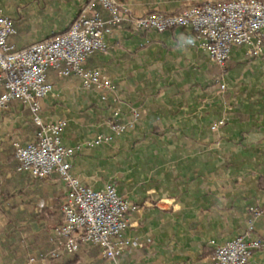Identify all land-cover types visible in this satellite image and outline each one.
<instances>
[{
  "label": "crops",
  "instance_id": "crops-1",
  "mask_svg": "<svg viewBox=\"0 0 264 264\" xmlns=\"http://www.w3.org/2000/svg\"><path fill=\"white\" fill-rule=\"evenodd\" d=\"M0 1L13 18L17 34L10 41L17 49L65 33L88 4ZM203 1L114 0L133 17L172 15ZM105 44L85 66L116 85L118 103L113 93L101 102L100 92L50 70L53 92L42 102L43 116L68 122L62 133L67 147L112 137L77 153L72 174L96 191L114 185L137 206L124 237L138 245L119 264H212L215 246L245 234L249 209L263 205L264 55L251 58L247 47H234L222 69L187 28L156 33L125 24ZM117 109L120 121L132 109L141 112L135 128L119 136L106 124ZM221 120L225 124L213 131ZM0 122V264H64L72 256L52 259L49 238L63 220L68 187L56 177L33 180L17 172L13 142H31L37 131L29 111L12 103ZM254 235L264 243V216ZM92 251L83 246L79 264L105 263ZM248 264H264V247Z\"/></svg>",
  "mask_w": 264,
  "mask_h": 264
},
{
  "label": "built area",
  "instance_id": "built-area-1",
  "mask_svg": "<svg viewBox=\"0 0 264 264\" xmlns=\"http://www.w3.org/2000/svg\"><path fill=\"white\" fill-rule=\"evenodd\" d=\"M125 24L135 31L156 33L190 29L210 60L222 69L226 68L234 47H247L251 58L264 55V0H204L186 5L176 14L152 13L139 17L125 14L114 0H92L65 33L24 49H17L10 41L17 31L13 18L4 13L0 1V115L12 103H18L29 111L37 128L33 141L13 142L17 172L33 180L56 177L68 187L63 220L51 237L55 247L52 259L75 255L86 246L97 249L104 264H119V258L138 245L136 239L124 237L128 215L137 211V206L120 196L114 185L96 191L72 174L77 153L84 147L92 149L107 144L112 137L98 135L84 144L67 147L62 133L68 122L47 121L42 111L43 100L53 92L48 79L50 70L60 77L80 81L87 90L100 92L101 102H106L113 93L114 103H118L116 85L100 72L87 69L85 64L92 55L106 48L105 37ZM221 79L220 75L214 76L219 84ZM220 89L224 91L226 86L221 83ZM119 116L117 109L106 121L115 136L134 129L141 112L132 109L124 121ZM224 124V120L215 122L211 129L217 131ZM249 213L252 217L248 231L215 246L212 264H248L253 254L264 247L262 239L254 235L256 221L264 216V192L263 205L251 207Z\"/></svg>",
  "mask_w": 264,
  "mask_h": 264
},
{
  "label": "trees",
  "instance_id": "trees-1",
  "mask_svg": "<svg viewBox=\"0 0 264 264\" xmlns=\"http://www.w3.org/2000/svg\"><path fill=\"white\" fill-rule=\"evenodd\" d=\"M92 0H88V3H91ZM59 36V35H58ZM2 238V235L0 233V239ZM13 235L11 234L10 235V239H13ZM49 242L52 243L51 239L49 238ZM96 251H92L90 254L91 256H96V252L98 251L97 249H94ZM81 257H82V254L81 253H77L75 255H72V259H69L66 263L64 264H79V262L81 261ZM94 264H98V263H94Z\"/></svg>",
  "mask_w": 264,
  "mask_h": 264
}]
</instances>
